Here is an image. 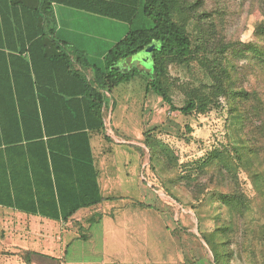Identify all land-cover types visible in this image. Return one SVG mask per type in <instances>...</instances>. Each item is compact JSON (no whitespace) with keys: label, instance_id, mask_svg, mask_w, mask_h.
Instances as JSON below:
<instances>
[{"label":"trees","instance_id":"trees-1","mask_svg":"<svg viewBox=\"0 0 264 264\" xmlns=\"http://www.w3.org/2000/svg\"><path fill=\"white\" fill-rule=\"evenodd\" d=\"M54 2L126 22L129 31L100 63L80 54L79 60L85 57L95 70L94 80L74 68L67 52H59L55 60L65 65L69 77L63 81L60 99L45 96L41 79H13L17 70L11 57L28 50L19 49V55L7 52L2 48L12 46L8 37L1 38L0 67L8 79H0V205L68 219L101 203L105 198L91 138L101 134L110 140L105 133L102 90L113 92L140 76L147 92L160 95L183 114L227 107L239 136L231 145L215 147L185 165V173L176 171L177 177L166 188L181 184L195 200L209 194L211 201L227 207L228 218L218 220V228L203 235L214 253V264H232L235 255L244 259L246 233L253 224L250 215L259 213L251 254L256 264H264V222L260 221L264 218V21L253 32L259 51L240 37L247 15L255 10L264 14V0H40L48 16ZM48 38L43 33L23 37L21 43L48 44ZM149 46H153L151 70L127 61ZM171 65H196L203 74L195 76L198 85L183 87V106L175 104L171 93ZM32 68L37 74V66ZM9 114L17 127L13 138L6 129ZM144 144L150 162L171 169L169 148L161 139L149 133ZM7 158L18 162L8 163ZM241 171L247 174L255 197L245 187Z\"/></svg>","mask_w":264,"mask_h":264},{"label":"crops","instance_id":"crops-1","mask_svg":"<svg viewBox=\"0 0 264 264\" xmlns=\"http://www.w3.org/2000/svg\"><path fill=\"white\" fill-rule=\"evenodd\" d=\"M107 19L111 18L58 2L51 5L48 16L40 0H0V40L8 37L12 46L2 49L16 55L21 48L28 50L20 57H11L10 62L17 70L13 79H41L45 96L60 99L63 81L69 77L65 65L55 58L65 51L74 68L94 80L91 63L103 61V56L128 33L118 39L119 36L103 31L109 25ZM43 33L49 37L48 44L21 43L23 37ZM90 52L99 53V58L94 59ZM80 54H86L91 63H87L85 57L79 60ZM33 65L37 66V74L33 72ZM0 72V79H8L2 66ZM102 92L105 95V133L110 140L97 134L92 136L91 142L105 199L68 219L62 216L54 219L0 205V264H160L159 247L169 242L178 263H183L181 254L186 242L190 243V236H184V225L182 235L176 227L170 229L174 214L162 201L160 190L146 177L150 159L141 149L145 146L142 140L148 122L143 112L145 106L141 110L140 126H136L137 121L132 122L133 128L113 124L111 116L117 101H109L112 92ZM145 97V102H150H146L147 107L154 106L156 114L158 98L147 90ZM13 119L14 115L7 116L6 129L11 138L17 128ZM57 126L55 124L54 129ZM7 160L8 163L18 162L12 158ZM163 254L165 259L167 252Z\"/></svg>","mask_w":264,"mask_h":264},{"label":"rangeland","instance_id":"rangeland-1","mask_svg":"<svg viewBox=\"0 0 264 264\" xmlns=\"http://www.w3.org/2000/svg\"><path fill=\"white\" fill-rule=\"evenodd\" d=\"M107 21H109L106 22L109 25L104 27L103 31L119 36L118 39L122 38L129 30V25L126 22L115 19H107ZM263 21L264 14L260 10H255L247 15L241 24V39L257 51H259V48L255 44L253 32L256 24ZM89 54L94 59L100 56L99 53L90 52ZM127 61L131 62L132 66L148 72L153 68L152 50L146 54L144 52V55H139L138 53ZM170 69L171 79H169V82L172 85L171 93L174 102L177 106H183L186 95L183 87L186 85H198L199 81H197L198 79L195 76L202 78L203 74L196 65L193 68L171 65ZM152 95L158 98L156 114L154 106L147 107L146 105V102H150L149 100L145 102L146 81L143 77L138 76L130 82L121 84L113 90L112 98L109 99L110 102L113 100L117 101L111 121L113 124L121 123L127 128L135 127L132 122L137 121L136 126H140V114L145 106L143 112L144 115H147L145 120L148 119V122L144 129L142 142L144 143L147 135L152 133L154 137L161 139L167 145L171 159L170 170L161 162L148 161L150 164L146 177L154 188L160 190L163 197L162 201L174 214L175 221L172 220L170 229L176 227V229L181 230L182 225H184L185 227L182 229L185 233L184 236H190V243L186 242L184 245L185 249L181 254L182 264H214V253L206 243L203 235L216 230L218 228V220L228 218L227 207L221 206L219 202L211 201L209 194H204L201 200L197 201L185 186L178 184L167 189L166 185L171 179L177 177L176 171L185 173L184 171L188 170L184 167L185 165L198 161L215 147L231 145L239 136L240 131L225 105L223 108H213L206 113L194 111L186 115L179 110L171 109V106L160 95L154 92H152ZM135 114L136 116H133ZM154 114L157 117V122ZM151 121H153L152 124ZM143 149L145 151L144 156H147L146 158L148 159L150 157L149 149L146 150L145 146ZM240 176L244 180V185L247 187L251 197H255L256 193L247 174L241 171ZM257 201H254V206ZM256 216L259 217L260 214L253 213L250 215L253 224L246 233L247 252L244 253V259H240L235 255L232 258V264L258 263L254 260L255 256L251 254L257 238ZM260 221L264 222V218L260 219ZM182 230L180 231L181 235ZM234 239L236 240V237ZM231 246L235 249L237 248L236 243L232 242ZM173 249L170 242L162 245L161 248L159 247L160 264H181L178 263L177 256L173 254ZM164 251L167 252L165 259H163Z\"/></svg>","mask_w":264,"mask_h":264},{"label":"water","instance_id":"water-1","mask_svg":"<svg viewBox=\"0 0 264 264\" xmlns=\"http://www.w3.org/2000/svg\"><path fill=\"white\" fill-rule=\"evenodd\" d=\"M152 47H153V46L146 47V48L143 49L141 52H139V55H144V52H145V54H146L147 52H150V51L152 50Z\"/></svg>","mask_w":264,"mask_h":264}]
</instances>
